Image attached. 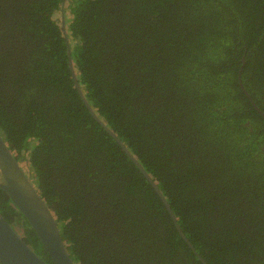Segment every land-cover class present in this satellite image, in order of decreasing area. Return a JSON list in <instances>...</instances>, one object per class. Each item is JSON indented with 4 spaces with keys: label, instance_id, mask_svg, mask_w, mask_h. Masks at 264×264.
Instances as JSON below:
<instances>
[{
    "label": "trees",
    "instance_id": "obj_1",
    "mask_svg": "<svg viewBox=\"0 0 264 264\" xmlns=\"http://www.w3.org/2000/svg\"><path fill=\"white\" fill-rule=\"evenodd\" d=\"M261 113L264 0H0V136L74 264H264Z\"/></svg>",
    "mask_w": 264,
    "mask_h": 264
},
{
    "label": "water",
    "instance_id": "obj_2",
    "mask_svg": "<svg viewBox=\"0 0 264 264\" xmlns=\"http://www.w3.org/2000/svg\"><path fill=\"white\" fill-rule=\"evenodd\" d=\"M61 27L63 29V17L61 13ZM66 55L70 77L73 86L80 100L86 107L91 117L115 140L125 155L140 170L144 177L148 180L151 187L162 201L166 211L168 212L175 229L178 234L185 240L176 219L169 208L166 200L157 188L155 183L149 178L147 173L142 169L141 165L135 157L128 151L123 142L107 128L101 119L91 109L89 103L85 99L79 84L77 83L73 66L69 56V46L66 43ZM238 82L239 73L237 75ZM241 86V85H240ZM249 96V95H248ZM257 109V108H256ZM259 111V110H258ZM260 112V111H259ZM264 117V115L261 113ZM0 189L9 199V204L14 206L18 212L26 220L29 228L34 232L37 240L48 255L51 264H74L69 253L61 240L58 226L43 199L37 193L35 186L30 178L21 168V165L15 161L13 154L8 150L6 143L0 136ZM20 232L13 229L11 225L0 214V264H48L44 259L39 257L31 247L26 244L19 234ZM189 244V243H188ZM192 248V246L189 244ZM193 249V248H192ZM203 263L204 261L198 257Z\"/></svg>",
    "mask_w": 264,
    "mask_h": 264
},
{
    "label": "rangeland",
    "instance_id": "obj_3",
    "mask_svg": "<svg viewBox=\"0 0 264 264\" xmlns=\"http://www.w3.org/2000/svg\"><path fill=\"white\" fill-rule=\"evenodd\" d=\"M20 165H21L22 169H23L24 172H25V170H26V166H25V164H24V161H21V162H20ZM16 230H17V229H16Z\"/></svg>",
    "mask_w": 264,
    "mask_h": 264
}]
</instances>
